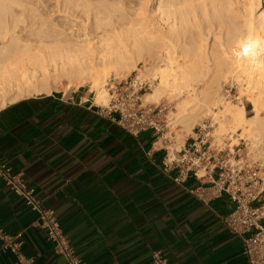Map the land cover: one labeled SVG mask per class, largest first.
I'll return each instance as SVG.
<instances>
[{
	"label": "crops",
	"instance_id": "obj_1",
	"mask_svg": "<svg viewBox=\"0 0 264 264\" xmlns=\"http://www.w3.org/2000/svg\"><path fill=\"white\" fill-rule=\"evenodd\" d=\"M92 101L59 89L0 108V162L55 211L83 264H152L155 250L169 264H247L240 239L220 219L233 207L227 197L199 202L186 190L196 180L177 185L161 171L163 151L146 155L157 149L151 131L128 134ZM36 219L0 180V227L23 233L21 251L34 264H67ZM12 260L0 256V264Z\"/></svg>",
	"mask_w": 264,
	"mask_h": 264
},
{
	"label": "bare ground",
	"instance_id": "obj_2",
	"mask_svg": "<svg viewBox=\"0 0 264 264\" xmlns=\"http://www.w3.org/2000/svg\"><path fill=\"white\" fill-rule=\"evenodd\" d=\"M199 1L159 0L149 11L142 0L129 27L68 38L37 20V0H0V108L60 87L68 95L85 85L94 93V102L106 106L110 70L115 76L136 71V82L143 83V75L157 81L143 94V104L176 100L170 125L182 126L177 145L183 143V134H193L195 124L211 120L215 143H224L226 132H231L236 137L228 147L245 138L251 142L247 155L264 162V8L258 10L260 0H247L237 22L225 16L229 4L223 0L216 1L220 9L214 7L212 15L198 14ZM83 4L91 5V0ZM105 9V19L118 16V11L123 14L119 3ZM207 18L205 27L201 22ZM192 26L199 31L191 37ZM229 77L239 97L251 103L253 115L240 100L234 104L223 96Z\"/></svg>",
	"mask_w": 264,
	"mask_h": 264
},
{
	"label": "built area",
	"instance_id": "obj_3",
	"mask_svg": "<svg viewBox=\"0 0 264 264\" xmlns=\"http://www.w3.org/2000/svg\"><path fill=\"white\" fill-rule=\"evenodd\" d=\"M146 85L128 78L110 79L108 104L102 106L92 101L94 108L132 136L151 131L157 149L152 146L146 155L150 157L152 149L163 151L161 171L175 184L185 186L188 178L196 180L199 184L186 190L199 202L207 205L212 200L227 197L233 207L220 216L222 223L240 239L247 264H264L263 169L257 162H245L238 151L212 146L203 128L196 137L177 145L167 121L168 105L143 104ZM0 180L37 215L35 224L43 230L52 251L61 255L67 264H83L62 232L55 211L41 205L35 188L26 184L23 175L14 172L8 163L0 162ZM22 246V232L9 234L0 227V256H13L8 264H34L32 258L22 253ZM151 262L169 264L158 250L152 251Z\"/></svg>",
	"mask_w": 264,
	"mask_h": 264
},
{
	"label": "rangeland",
	"instance_id": "obj_4",
	"mask_svg": "<svg viewBox=\"0 0 264 264\" xmlns=\"http://www.w3.org/2000/svg\"><path fill=\"white\" fill-rule=\"evenodd\" d=\"M76 1L78 0H37L36 5H35L36 13L38 15L37 20L39 21L45 20L47 24L46 29L50 31L57 30V31L63 32L64 36L68 38H73L72 36L77 33L79 34L87 33V31L90 34L92 33V31H95L91 34L92 36L95 33L101 35V34H104L108 29L112 28L113 26L114 27L120 26V27H125V28H127V26L129 27L130 19L134 17V13L136 9L142 3V0H91V5L87 6L83 4V0H79L78 2ZM146 1H147L146 2L147 10L149 11L152 8H157V5L159 3V0H146ZM216 1L217 0H200L198 2V9H197L198 14L203 15L204 12L206 11L207 13L212 15L213 12L215 11L214 7L219 8V2H216ZM225 2L229 4V9L228 11L227 10L225 11V16L236 17L237 22H241L242 21V18H241L242 5L247 4V0H223V3ZM110 3H119L123 14L121 13V11H118L117 12L118 16H115L111 19H105V14L107 13L106 11H108L105 9V7L109 5ZM263 8H264V0H260V6L258 7V10L263 9ZM99 11L101 12L98 13ZM208 19L209 18L204 19V21L201 22L203 26L206 27ZM198 31L199 30L195 26H192L190 28V32L188 35L189 36L191 35L192 37V35H196ZM211 39H212V36L208 40L210 44L212 43ZM142 66H143V63L138 64V67L140 69H143ZM136 73L140 74L139 72H136V71L135 72L129 71L128 75L126 76H115L114 72L110 70L106 83L110 79L112 80L113 78H117L119 80L124 79V78H128V80H136V77L138 76ZM143 79H144L143 82L147 84L146 91H149L152 84L157 82V81H153V78L150 75L148 76L143 75ZM231 79L229 77L226 80V82L223 84V87L221 90L223 96L234 104L239 103V100H240L244 104L247 114L249 116L253 115V113L251 112L253 109L251 103L247 101L246 96L239 97L237 90H236V83L233 78ZM63 80L64 79H62V81ZM65 81L66 79L63 81V84L66 83ZM229 82L230 83L232 82L231 85ZM63 88L60 87V90L63 91ZM76 90L77 92H83V93L89 94L91 98H93L94 96L93 92H89V85H85L84 87H80ZM175 101H172L171 98H168V99H162L157 102V103H164L168 105V112H167L168 124H170L173 119L172 111L175 110V103H176ZM157 103H154V104H157ZM213 125H214V122H212L211 120L204 121L202 125L197 123L193 127V134H189V135L183 134L182 140H184L188 136L193 137V138L196 137V134L199 132V130L203 128L204 133L208 132L209 135L207 139L209 143L212 144V146L228 148L230 151L234 150V152L238 151V153L241 155V157L243 158L245 162L246 161L249 163L257 162L263 169L261 176L262 178H264V162L259 158H252V154L247 155V149L250 146L251 142L243 138V139H239L237 144L230 145L228 147L230 143H234L233 137H236V136H234L231 132L230 133L226 132L224 136V143L222 144L215 143L214 139L211 137V134H212L211 131H213L214 129ZM181 127L182 126L179 123H173L172 125H170V128H171L170 130L173 131L175 140L177 138V134L182 132ZM228 138H231L232 141H230L231 139L229 140Z\"/></svg>",
	"mask_w": 264,
	"mask_h": 264
}]
</instances>
